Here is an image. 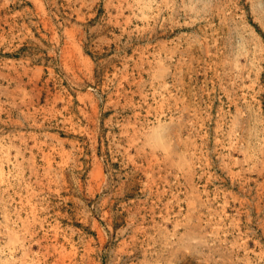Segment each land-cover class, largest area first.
<instances>
[{"label":"rangeland","instance_id":"rangeland-1","mask_svg":"<svg viewBox=\"0 0 264 264\" xmlns=\"http://www.w3.org/2000/svg\"><path fill=\"white\" fill-rule=\"evenodd\" d=\"M0 264H264V0H0Z\"/></svg>","mask_w":264,"mask_h":264}]
</instances>
